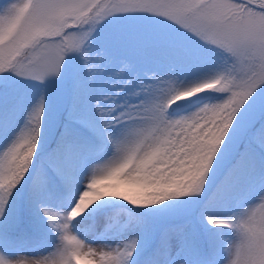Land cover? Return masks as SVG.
Masks as SVG:
<instances>
[{"label":"rangeland","instance_id":"obj_1","mask_svg":"<svg viewBox=\"0 0 264 264\" xmlns=\"http://www.w3.org/2000/svg\"><path fill=\"white\" fill-rule=\"evenodd\" d=\"M139 22L198 52L139 61L113 32ZM263 121L264 0H0V264H264Z\"/></svg>","mask_w":264,"mask_h":264},{"label":"trees","instance_id":"obj_2","mask_svg":"<svg viewBox=\"0 0 264 264\" xmlns=\"http://www.w3.org/2000/svg\"><path fill=\"white\" fill-rule=\"evenodd\" d=\"M115 31H117V36L115 37L117 38L116 41L118 44L138 46L139 53L137 54L136 59L139 61L140 57L149 58L153 54H159V51L157 52L158 49L176 57H181L184 61H187L186 56L189 54L198 52L196 49L197 46H193V49H187L184 47L185 43L179 42L181 41L179 37L174 36L173 34H167L164 32L165 30L156 27L154 28L150 24L143 25L142 22H139L135 28L133 25H127L121 29H113V32ZM205 53H209V51H204L203 54ZM13 100L14 98L9 100V104H7V106H9ZM230 118L231 112L229 111L224 114L222 120L215 126L206 125L201 129L199 134L192 133L190 136H187V157L191 166H189L184 173L185 187L174 194L177 199L181 198L186 189L193 187V183L199 180L217 154L224 151ZM261 128L264 130V121ZM238 149L239 151H235L232 159L224 165V169L220 177L213 185L211 191L206 195L204 202L211 203L215 201L218 197H220L223 185L233 182L243 175L247 160V147H243V145H241ZM133 204H142V202H139L137 199H133L124 203L125 206L134 211ZM143 204L148 206L146 201ZM139 255L140 254L136 256Z\"/></svg>","mask_w":264,"mask_h":264}]
</instances>
